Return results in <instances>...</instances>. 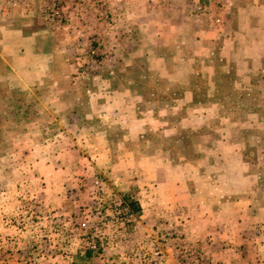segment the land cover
<instances>
[{
  "label": "rangeland",
  "instance_id": "1",
  "mask_svg": "<svg viewBox=\"0 0 264 264\" xmlns=\"http://www.w3.org/2000/svg\"><path fill=\"white\" fill-rule=\"evenodd\" d=\"M37 1L74 40L0 78V264H264L250 0Z\"/></svg>",
  "mask_w": 264,
  "mask_h": 264
},
{
  "label": "crops",
  "instance_id": "2",
  "mask_svg": "<svg viewBox=\"0 0 264 264\" xmlns=\"http://www.w3.org/2000/svg\"><path fill=\"white\" fill-rule=\"evenodd\" d=\"M246 6L251 7V18L258 17L249 30L255 36L264 33V0H250ZM41 8L37 0H0V78L10 89L28 90L35 80L46 77L53 70L57 47L74 40L65 34V43L62 42L56 34L60 30L41 18ZM64 29L70 34L77 32L74 25Z\"/></svg>",
  "mask_w": 264,
  "mask_h": 264
},
{
  "label": "built area",
  "instance_id": "3",
  "mask_svg": "<svg viewBox=\"0 0 264 264\" xmlns=\"http://www.w3.org/2000/svg\"><path fill=\"white\" fill-rule=\"evenodd\" d=\"M50 16H52V18H60L61 17V11L60 9L57 7H53L50 11Z\"/></svg>",
  "mask_w": 264,
  "mask_h": 264
},
{
  "label": "trees",
  "instance_id": "4",
  "mask_svg": "<svg viewBox=\"0 0 264 264\" xmlns=\"http://www.w3.org/2000/svg\"><path fill=\"white\" fill-rule=\"evenodd\" d=\"M126 199H127V198H126ZM131 204H132L131 206H132L133 208L139 210V208H138V206L136 205V203H135V206H134V203H131Z\"/></svg>",
  "mask_w": 264,
  "mask_h": 264
}]
</instances>
